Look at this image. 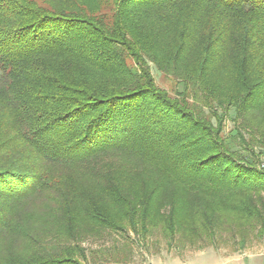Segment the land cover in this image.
Here are the masks:
<instances>
[{"label": "trees", "instance_id": "obj_1", "mask_svg": "<svg viewBox=\"0 0 264 264\" xmlns=\"http://www.w3.org/2000/svg\"><path fill=\"white\" fill-rule=\"evenodd\" d=\"M261 156L264 0H0V264H126L155 233L237 253Z\"/></svg>", "mask_w": 264, "mask_h": 264}, {"label": "rangeland", "instance_id": "obj_2", "mask_svg": "<svg viewBox=\"0 0 264 264\" xmlns=\"http://www.w3.org/2000/svg\"><path fill=\"white\" fill-rule=\"evenodd\" d=\"M152 74L157 86L168 92L170 97H177L181 86L177 87L176 81L159 74L152 67ZM230 124L225 126V135H229ZM262 156L260 157V161ZM258 164V166H260ZM131 239H134L130 234ZM144 246L133 245L132 254L126 264H264V237L261 240L247 239L244 248L239 252H233L232 243H228L227 237L218 240L219 249L214 250L207 248L205 250L197 251L189 249V247L182 249L168 250L166 241L160 234H153ZM124 237L121 233H114L104 237L86 239L82 247H86L93 252L105 251L114 247L119 248L124 243ZM185 249V250H184ZM99 255H94L97 257ZM101 262L105 264L101 257Z\"/></svg>", "mask_w": 264, "mask_h": 264}, {"label": "built area", "instance_id": "obj_3", "mask_svg": "<svg viewBox=\"0 0 264 264\" xmlns=\"http://www.w3.org/2000/svg\"><path fill=\"white\" fill-rule=\"evenodd\" d=\"M259 165H260L258 166L259 170L264 172V156L262 157Z\"/></svg>", "mask_w": 264, "mask_h": 264}]
</instances>
